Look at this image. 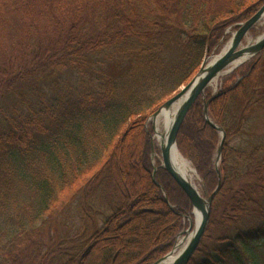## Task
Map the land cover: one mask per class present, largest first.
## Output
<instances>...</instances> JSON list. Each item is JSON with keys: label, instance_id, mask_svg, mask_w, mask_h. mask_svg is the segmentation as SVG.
<instances>
[{"label": "trees", "instance_id": "trees-1", "mask_svg": "<svg viewBox=\"0 0 264 264\" xmlns=\"http://www.w3.org/2000/svg\"><path fill=\"white\" fill-rule=\"evenodd\" d=\"M263 3L0 0V264L167 253L192 206L158 160L152 179L148 118ZM228 76L207 106L225 131L219 160L221 134L202 109L211 94L177 130L178 152L215 190L187 264H264V136L253 135L264 47Z\"/></svg>", "mask_w": 264, "mask_h": 264}, {"label": "water", "instance_id": "water-1", "mask_svg": "<svg viewBox=\"0 0 264 264\" xmlns=\"http://www.w3.org/2000/svg\"><path fill=\"white\" fill-rule=\"evenodd\" d=\"M255 11H256L255 13H253L245 21H242V23L238 26V28L234 32H232L233 34L229 40L230 41L229 46L225 50H223L220 54H218V56L212 62L205 64V61H203L201 63V66H199L200 68L198 69L196 74L192 76L189 82L183 85L182 88H179L180 90L177 91L175 94H173L171 97L166 99L164 103L151 115V117H153L154 115L160 112L159 110H162V108L170 107L177 99L185 95L179 108L177 109L173 122L171 123L167 131H165L166 137L164 143L159 145L160 148L159 153H161V166L165 168L168 174H170L172 178L175 180L176 184H178L181 187V189L186 193V195H188V198L191 202L190 204L192 206V213L194 214L195 210L200 211L201 218L199 223L194 227L191 238H189L188 242L183 246V248L176 255V257H174L173 261L170 264H187L188 261L190 260V256H192L193 253L195 252L202 237V234L204 233L207 222L209 220V215H210L209 213L211 209L210 202L212 201L215 192L214 190L213 192L208 193L207 190H205L203 192L204 194H201L191 183H189V181H186V179L182 175L175 172L172 163L170 162H171V149L173 146H176L175 141L178 133L177 130H179L181 123L183 122L187 112L189 111L195 99L198 96H202L203 99H205L204 90L206 86L209 84L210 80L214 77V75L219 73L226 66H228L230 63H232L234 60L238 59L242 55L249 54L251 57L263 49L264 32L259 37H257L254 43L250 42L245 45H242V41L244 36L246 35V32H248L254 26L256 21H258L264 15V3ZM237 65L238 64H236L231 69L235 68ZM203 71L204 73L201 75V72ZM211 97H213V95L205 99L202 109H203V115L205 116L207 122L210 123L213 127H215V129H217L221 134V139L219 142V146L217 148V160H219L221 154L220 149L222 148V144L225 139V131L222 129V127H220L219 125L215 124L213 121L208 119L207 106H208V102L212 99ZM152 128L154 130V122H152ZM151 148L153 149L152 137H151ZM155 171H156V167H153L152 179L154 181H155L154 179ZM187 217L188 220H190V224H189L190 227L188 228L187 231H190L193 222L189 215ZM167 254L164 255L163 257H160L152 264H158L161 260H163L167 256Z\"/></svg>", "mask_w": 264, "mask_h": 264}, {"label": "rangeland", "instance_id": "rangeland-1", "mask_svg": "<svg viewBox=\"0 0 264 264\" xmlns=\"http://www.w3.org/2000/svg\"><path fill=\"white\" fill-rule=\"evenodd\" d=\"M234 31H235V28H232V27H228L226 29V34H227L226 40L219 46V48L215 52L207 55L203 59L205 61V64H207V62L210 60V58L212 56L218 55L224 50L225 45L229 42V40L233 34L232 32H234ZM263 32H264V15L258 21H256L254 26L248 32H246V35L244 36L243 41H242V45H245V44L250 43V42L254 43V41L257 39V37H259ZM253 57L254 56L249 57L245 61L238 64L235 68H233V69L229 70L228 72L224 73L223 75L219 76V78L215 82L209 83L204 90V94L205 95L206 94L212 95V94H215L216 92H218L221 89L220 86L222 85V80L229 77L228 75H231L234 70H237L241 66L245 65V63L249 62L251 59H253ZM179 88H182V86H180ZM179 88H178V90H179ZM254 114H255V116H254L255 118H254V126H253V135L258 136V137L264 136V104L261 105ZM148 122H150L149 125H151L152 117L148 118ZM153 133L154 132H151V137H152ZM159 152H160L159 146L154 145V147H153V149H151V153H150L151 163H152V166H154V167L157 166L155 164L156 161L157 160L160 161V153ZM194 171H195V169H194ZM194 179H195L196 185L198 187L199 193L204 194L203 193L205 191L204 185H203V183H201L202 180L200 179V177L198 176L196 171H195ZM192 214L193 213H192V209H191V213L188 215L190 216V218L193 222L194 221V215H192ZM188 215H185L183 217V225H182L183 227L180 229L179 233H177V235L175 236L176 238H175L174 243L177 241L178 237L180 235L184 234L185 231H187L188 228L190 227V225H189L190 220H188V217H187ZM66 220H67V218L65 216H59L56 219H51V221H48L49 223L46 224V227H45L46 231L44 232L46 239H47V234L50 232L57 234V232L61 230V224L63 222H66ZM192 228H193V225H192ZM192 228L190 230H192ZM171 247H173V246H171ZM167 253H165L164 255H166ZM163 256H161V257H163Z\"/></svg>", "mask_w": 264, "mask_h": 264}, {"label": "bare ground", "instance_id": "bare-ground-1", "mask_svg": "<svg viewBox=\"0 0 264 264\" xmlns=\"http://www.w3.org/2000/svg\"><path fill=\"white\" fill-rule=\"evenodd\" d=\"M230 41L225 45L224 50L229 46ZM218 55L212 56L210 60L207 62H212ZM250 57L249 54H244L238 59L234 60L232 63H230L228 66H226L223 70H221L219 73L214 75V77L210 80L209 83L215 82L219 76L223 75L224 73L228 72L232 67H234L236 64H239L246 59ZM204 73L201 72V75ZM185 95L177 99L170 107L168 108H162V110H159L160 112L152 117V122H154V133L152 135V140L154 145H161L164 143L166 132L171 123L173 122V119L175 117V114L177 112V109L179 108L183 98ZM156 158V157H155ZM172 166L176 173H179L182 175L186 181H189L198 191V187L196 185L194 175L195 171L190 162L186 158L183 157V155L178 152V149L176 146H173L171 149V162ZM201 212L198 210L194 211V221H193V229L194 227L199 223L201 218ZM193 229L190 231H185L184 234L180 235L175 242V245H173L172 250L167 254V256L161 260L158 264H170L174 257L181 251L183 246L188 242L189 238H191V235L193 234Z\"/></svg>", "mask_w": 264, "mask_h": 264}]
</instances>
